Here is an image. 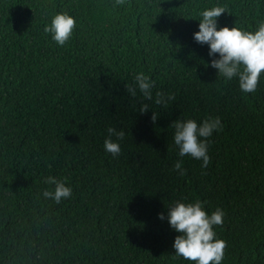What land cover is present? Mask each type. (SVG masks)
Listing matches in <instances>:
<instances>
[{
	"label": "trees",
	"instance_id": "16d2710c",
	"mask_svg": "<svg viewBox=\"0 0 264 264\" xmlns=\"http://www.w3.org/2000/svg\"><path fill=\"white\" fill-rule=\"evenodd\" d=\"M114 4L0 0V264H196L175 255L181 233L168 221V208L196 201L224 212L213 226L227 243L221 264H264V72L244 93L194 39L213 7L226 10L217 29L254 33L264 0ZM58 13L76 21L64 46L44 31ZM141 72L151 100L126 89ZM158 92L174 95L167 107ZM216 117L208 166L181 157L170 124ZM110 126L127 133L115 158L103 149ZM48 175L72 197L43 198Z\"/></svg>",
	"mask_w": 264,
	"mask_h": 264
},
{
	"label": "clouds",
	"instance_id": "9594fccd",
	"mask_svg": "<svg viewBox=\"0 0 264 264\" xmlns=\"http://www.w3.org/2000/svg\"><path fill=\"white\" fill-rule=\"evenodd\" d=\"M125 0H115L114 7L123 6ZM223 7H213L204 10L202 20L199 23V31L194 33V39L201 44L209 45V55L219 54V59H213L211 66L218 70V76L228 80L239 78V87L244 93L255 92L259 77L264 72V22L259 25L257 31H243L237 27L224 26L217 29V18L225 12ZM76 21L67 13H58L54 16L50 26L44 31L52 33V39L60 46H64L72 35ZM150 81L143 72L136 74L135 87L126 85L128 93L136 96L137 88L143 96L152 99V87ZM155 103L167 107L174 95L169 94L165 98L163 93L158 92ZM149 106L144 104L140 112L144 113ZM154 112L152 121L158 118ZM175 129L174 143L179 148L181 157L189 155L197 160H202L201 167L206 168L210 163L208 155L209 138L214 131L222 129L219 117L205 119L198 124L194 119L175 120L170 124ZM127 133L124 129L117 130L115 127L107 128V136L103 142L105 153L113 158L121 154V144ZM115 137V139H113ZM203 138V139H202ZM174 170L184 175L182 161L174 164ZM43 183L51 188H45L40 195L59 204L63 200L70 199L73 195L72 187L63 179L48 175L43 178ZM224 212L217 208L209 215L200 201L193 203L177 202L175 206L168 208V221L170 226L180 235L174 240L175 255L183 257L196 264H221L224 258L226 241L215 239L216 233L213 226L223 225ZM164 219V214H160Z\"/></svg>",
	"mask_w": 264,
	"mask_h": 264
}]
</instances>
